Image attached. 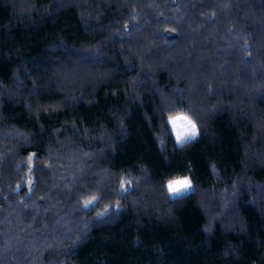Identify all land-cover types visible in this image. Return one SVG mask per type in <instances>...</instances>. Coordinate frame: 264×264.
Masks as SVG:
<instances>
[{"label": "trees", "instance_id": "trees-1", "mask_svg": "<svg viewBox=\"0 0 264 264\" xmlns=\"http://www.w3.org/2000/svg\"><path fill=\"white\" fill-rule=\"evenodd\" d=\"M0 264H264V0H0Z\"/></svg>", "mask_w": 264, "mask_h": 264}, {"label": "snow or ice", "instance_id": "snow-or-ice-1", "mask_svg": "<svg viewBox=\"0 0 264 264\" xmlns=\"http://www.w3.org/2000/svg\"><path fill=\"white\" fill-rule=\"evenodd\" d=\"M169 123L176 134L178 144L186 143L197 135L196 125L184 114H177L169 117ZM189 187L188 180H175L168 184L169 193L178 195Z\"/></svg>", "mask_w": 264, "mask_h": 264}, {"label": "rangeland", "instance_id": "rangeland-1", "mask_svg": "<svg viewBox=\"0 0 264 264\" xmlns=\"http://www.w3.org/2000/svg\"><path fill=\"white\" fill-rule=\"evenodd\" d=\"M168 123H169V119H168ZM169 126H170V129H171V132H172V134H173V137H174V139H175V142L177 143V139H176V134H175V132L172 130V126H171V124L169 123ZM196 131H197V128H196ZM198 132V131H197ZM197 136V135H196ZM195 136V137H196ZM194 137V138H195ZM191 139H193V138H191ZM190 140V139H189ZM178 144V143H177ZM188 180L189 181V187H187L185 190H182V192L180 193V194H178V195H172V194H170L169 193V190H168V184L170 183H168L167 184V193H168V196L170 197V198H174V197H178V196H180V195H183V194H186V193H188V192H190V191H192L193 190V185H192V183H191V181H190V179L188 178V177H184V178H179V179H175V180ZM175 180H173V181H175ZM172 182V181H171Z\"/></svg>", "mask_w": 264, "mask_h": 264}]
</instances>
